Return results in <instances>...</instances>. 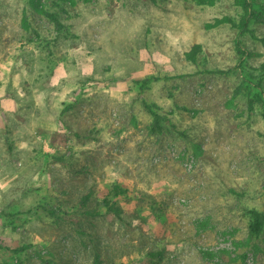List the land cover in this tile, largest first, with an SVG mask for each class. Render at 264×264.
Instances as JSON below:
<instances>
[{"label": "rangeland", "instance_id": "obj_1", "mask_svg": "<svg viewBox=\"0 0 264 264\" xmlns=\"http://www.w3.org/2000/svg\"><path fill=\"white\" fill-rule=\"evenodd\" d=\"M40 3L60 29L0 0V264H264V23L214 24L235 0Z\"/></svg>", "mask_w": 264, "mask_h": 264}, {"label": "trees", "instance_id": "obj_2", "mask_svg": "<svg viewBox=\"0 0 264 264\" xmlns=\"http://www.w3.org/2000/svg\"><path fill=\"white\" fill-rule=\"evenodd\" d=\"M198 1L200 3H203L206 0H198ZM235 1L245 10L243 16L238 20L231 16H225L223 18L217 19L216 23L214 24L229 22L235 27H239L242 30H246L248 29L249 23L252 20L256 22L264 23V9L261 11L255 9L250 0H235ZM29 2L36 10L50 15L51 18L54 20L57 29H60L62 27V24L60 23L59 19L56 18L54 15H51L48 11H46L43 8L42 4L40 3V0H29ZM260 40L264 45V36L261 37ZM199 50H200V45L199 44L194 45L192 50L188 54L189 59H191L192 61H196ZM261 70L264 71V63L261 64ZM147 79L148 78H145L144 81H147ZM112 192H113L112 196H106L103 200V203L104 206H106L107 210L114 212L116 215H120L121 213H123L124 210L119 205L118 201L115 200V198H125V199L136 198L135 195H132V192L130 190L126 188H122L119 185H114L112 188ZM86 200L87 197L84 198V203ZM252 214H253V221L250 223V230L252 233L258 235L262 231L264 225V213H259L258 211H252ZM48 262L50 261L48 260ZM19 263L22 264V262ZM94 264H101V259L99 258V256H97Z\"/></svg>", "mask_w": 264, "mask_h": 264}, {"label": "built area", "instance_id": "obj_3", "mask_svg": "<svg viewBox=\"0 0 264 264\" xmlns=\"http://www.w3.org/2000/svg\"><path fill=\"white\" fill-rule=\"evenodd\" d=\"M36 264H53V263H50V262H46L45 260H39Z\"/></svg>", "mask_w": 264, "mask_h": 264}]
</instances>
